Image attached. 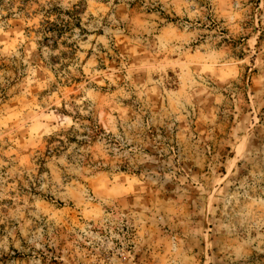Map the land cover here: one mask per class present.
<instances>
[{
  "label": "rangeland",
  "instance_id": "1",
  "mask_svg": "<svg viewBox=\"0 0 264 264\" xmlns=\"http://www.w3.org/2000/svg\"><path fill=\"white\" fill-rule=\"evenodd\" d=\"M0 264H264V0H0Z\"/></svg>",
  "mask_w": 264,
  "mask_h": 264
}]
</instances>
